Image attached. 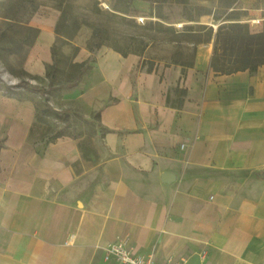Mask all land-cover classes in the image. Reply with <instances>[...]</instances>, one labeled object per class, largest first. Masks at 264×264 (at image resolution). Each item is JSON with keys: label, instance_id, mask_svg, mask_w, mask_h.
<instances>
[{"label": "crops", "instance_id": "1", "mask_svg": "<svg viewBox=\"0 0 264 264\" xmlns=\"http://www.w3.org/2000/svg\"><path fill=\"white\" fill-rule=\"evenodd\" d=\"M206 3L264 13V0ZM43 33L24 64L30 73L51 63L53 38L40 70L28 66ZM88 38L72 39L73 61L90 56ZM212 51L199 44L182 74L158 61L138 70L139 54L100 47L61 93L67 109L99 112L106 129L85 157L71 137L39 156L27 137L32 105L0 106V264H112L102 248L118 238L156 264H264V65L217 74ZM176 86L186 90L180 109L166 104Z\"/></svg>", "mask_w": 264, "mask_h": 264}, {"label": "trees", "instance_id": "2", "mask_svg": "<svg viewBox=\"0 0 264 264\" xmlns=\"http://www.w3.org/2000/svg\"><path fill=\"white\" fill-rule=\"evenodd\" d=\"M122 3H110L111 9L121 15L115 14L122 22H133L124 14H127L131 2L119 0ZM151 5L150 17L157 20L146 21L142 28L153 36L168 35L173 42L174 50L171 52L170 60L166 66L171 64L179 66L183 74L186 69L194 66V59L199 44L208 43L213 38V51L210 56L209 67L217 74H230L239 70H247L253 73L259 66L264 65V24L260 31H251L247 23L241 22V18L247 15L242 9H219L193 3L191 0H149ZM60 14L55 21L54 36L63 42L71 41L82 25L88 23L78 19L73 11L65 7H57ZM179 8V11H174ZM212 17L213 22L219 23L215 32L212 26H207L199 22L201 16ZM264 15V13H262ZM184 20L180 29H176L173 23ZM92 32L86 41V50L90 56L81 61H73L78 53L75 45L73 55L65 61L66 69L62 68L57 43L55 41L50 47V64H45L44 79L47 81L46 87H37L28 80H21L16 85H5L0 82V88L7 97H13L19 101H28L35 109V114L27 137L32 140L35 151L39 156L43 155L45 148L55 142L60 137H71L78 142L79 150L85 157L84 149L90 147L91 138L99 132V136L106 131L98 121L99 112L93 113L90 117L93 121L86 120L81 113L74 108L56 110L49 105V100L53 97L62 98L64 90L76 87L82 75L93 67L95 54L102 46L110 47L120 53L123 57L129 53L136 54L129 50H123L107 42L105 30L97 25H89ZM32 31L33 43L39 32L38 28L28 27ZM145 63L148 67L144 68ZM154 62L140 59L138 70L151 72ZM37 79V76H31ZM186 90L184 88L171 87L168 89L166 104L173 105L177 109L182 107ZM172 99V100H171ZM50 120V122H49ZM89 124L91 133L85 134L78 130L81 124ZM4 139L0 138V150L5 147ZM40 146V147H39ZM75 165V163H74Z\"/></svg>", "mask_w": 264, "mask_h": 264}, {"label": "rangeland", "instance_id": "3", "mask_svg": "<svg viewBox=\"0 0 264 264\" xmlns=\"http://www.w3.org/2000/svg\"><path fill=\"white\" fill-rule=\"evenodd\" d=\"M118 1L119 0H0V82L10 86L16 85L21 80L26 79L34 86L46 87L47 81L44 79L45 65L44 71L38 74L28 72L24 66L38 38H35L33 43H31L33 40L32 31L29 30L28 27L38 28L39 32L42 28L44 29V33L41 35L35 52L28 60L30 69L32 71L40 70L36 68L35 64L38 62L39 57L45 56L52 38L53 42L55 41V43H57L59 53L62 54L59 65L64 69L67 68L65 61L67 59L69 60L73 55L74 43L72 40L69 42L66 41L65 43L61 39H56L54 32L52 37L55 21L60 14L57 8L59 6H68L78 19H82L88 23V25H82L80 27L78 32L74 35V38L77 37L78 40L87 38L89 36L87 33L91 34L92 32L89 25L95 24L105 30L108 43L120 49L129 50L137 55L139 54L147 62L152 61L155 64V61H158L167 64L170 60L171 52L174 50L172 47L173 42L170 41L169 36L156 35V37H154L153 33L142 28V25L146 21L157 20L153 16L150 17L151 5L147 2L149 0H127V2H131V4L129 11L124 15L132 19L133 22H122L115 15L121 14L113 11L110 3H122V1ZM206 1L207 0H191L193 3L213 7V5L206 3ZM174 11L178 12L179 8H175ZM240 21L247 23L251 31H260L262 24H264V15L251 10L247 11V15L242 17ZM199 22L207 26H212L214 32L219 24L213 22L210 15L201 16ZM185 23L187 22L180 20L173 23V25L176 29H180ZM202 44H211V46H213V38L208 43ZM148 65V63H145L144 68H147ZM31 76H37V79L31 78ZM12 99L15 98L5 96L3 90L0 88V106L2 109H5V106H9L11 102H13ZM48 103L56 110L67 109L65 107L66 105H64L66 102L62 101L60 98L57 99L53 97ZM79 112L86 120L93 121L90 116L86 117L84 113L81 111ZM78 130L81 131L82 134L91 133L90 125L85 123L81 124Z\"/></svg>", "mask_w": 264, "mask_h": 264}, {"label": "built area", "instance_id": "4", "mask_svg": "<svg viewBox=\"0 0 264 264\" xmlns=\"http://www.w3.org/2000/svg\"><path fill=\"white\" fill-rule=\"evenodd\" d=\"M103 259L112 264H156L152 253L139 254L126 239L118 238L102 248ZM166 264H189L186 259H170Z\"/></svg>", "mask_w": 264, "mask_h": 264}, {"label": "water", "instance_id": "5", "mask_svg": "<svg viewBox=\"0 0 264 264\" xmlns=\"http://www.w3.org/2000/svg\"><path fill=\"white\" fill-rule=\"evenodd\" d=\"M167 179V180H171L173 179V176H170L169 174H165L164 175V180Z\"/></svg>", "mask_w": 264, "mask_h": 264}]
</instances>
